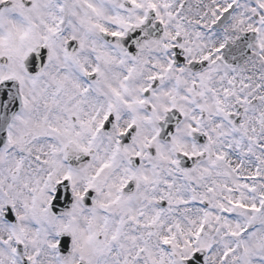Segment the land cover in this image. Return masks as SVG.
I'll list each match as a JSON object with an SVG mask.
<instances>
[{
  "label": "snow or ice",
  "instance_id": "obj_1",
  "mask_svg": "<svg viewBox=\"0 0 264 264\" xmlns=\"http://www.w3.org/2000/svg\"><path fill=\"white\" fill-rule=\"evenodd\" d=\"M0 264H264V0H0Z\"/></svg>",
  "mask_w": 264,
  "mask_h": 264
}]
</instances>
